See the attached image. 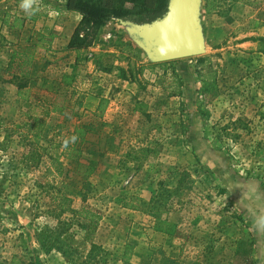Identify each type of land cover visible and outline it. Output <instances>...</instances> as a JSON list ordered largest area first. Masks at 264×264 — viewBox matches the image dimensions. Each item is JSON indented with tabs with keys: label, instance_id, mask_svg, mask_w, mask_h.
<instances>
[{
	"label": "rangeland",
	"instance_id": "obj_1",
	"mask_svg": "<svg viewBox=\"0 0 264 264\" xmlns=\"http://www.w3.org/2000/svg\"><path fill=\"white\" fill-rule=\"evenodd\" d=\"M215 1L209 15L201 3V56L153 63L111 20L78 57L53 41L45 54L36 48L24 101L8 55L33 51L42 33L16 0H0V19L24 20L18 39L0 35V264H68L37 244L58 222L79 260L85 205L102 216L91 241L106 253L90 264H133V224L144 263L155 244L167 264H236L251 242L254 260L264 257V223L249 217L264 211V0ZM77 127L88 132L78 156L93 170L86 181L71 160ZM122 209L137 219L126 223Z\"/></svg>",
	"mask_w": 264,
	"mask_h": 264
},
{
	"label": "trees",
	"instance_id": "obj_2",
	"mask_svg": "<svg viewBox=\"0 0 264 264\" xmlns=\"http://www.w3.org/2000/svg\"><path fill=\"white\" fill-rule=\"evenodd\" d=\"M169 0H66L64 4V10L68 13H76L81 19L73 32L69 44L67 46L68 51H74L77 53V57L80 55V51L95 45L99 42V37L102 33L103 27L111 20H121L129 21L137 25L151 24L159 19H161L167 12ZM215 0H205L204 2V12L206 15L212 13L215 9ZM8 14L0 19L1 29L6 28L7 33L11 35L18 36L22 31L24 20L15 17L10 23L7 20ZM53 35L45 36L43 34H37L36 42L33 45L34 50L28 52L26 49L23 50H11L8 55V61L6 63V73L11 75L10 82L12 81L17 88V96L24 101H28L27 97L24 95L25 89H27L28 81L31 79V68L36 61V48L42 51L43 54L50 51L48 48H42V44L48 46L51 45L53 41ZM264 41V40H262ZM264 54V49L262 50ZM83 61L82 58H77L75 63L78 61ZM39 61H45L44 58H40ZM204 58H198L197 64H203ZM45 63H48L47 61ZM164 65V63H161ZM110 71V70H109ZM183 81L182 85H185L186 75L182 74ZM188 76V75H187ZM200 77V74H198ZM65 86H70L72 79L68 76L62 77ZM188 86V84H187ZM204 91V89H202ZM190 93V91H188ZM217 93L213 94L216 97ZM106 100L101 99L99 101L97 111L103 112L106 105ZM65 107L54 108L52 112L59 115L63 114ZM87 131L81 127H77L74 130L75 142L72 145V149L75 151V155L71 158L72 162H75L76 171L80 173L82 180L86 181L90 178L92 174V168L81 164L78 161L79 148L87 143L85 139ZM195 135V133H194ZM196 135L193 138V142L196 140ZM197 144H194V149ZM143 156L146 154V150H141ZM126 207V206H125ZM81 212L76 213V217L83 219L87 222L86 232L84 238L89 237L87 242L89 250L84 256L77 257V251L71 243H69L65 238V229L60 222L45 234L37 239V244L40 251L44 255H49L55 252L65 258L68 264H90V262H97V260L106 253L104 250L94 244L91 241V237L94 235L102 216L98 214L90 206H82ZM169 230H165L164 234H169ZM251 242L249 249L244 251H236L235 253V263L236 264H264V257L261 260H254L252 254L255 248V244ZM264 254V251L261 252ZM105 256H102L105 257ZM264 256V255H263Z\"/></svg>",
	"mask_w": 264,
	"mask_h": 264
},
{
	"label": "water",
	"instance_id": "obj_3",
	"mask_svg": "<svg viewBox=\"0 0 264 264\" xmlns=\"http://www.w3.org/2000/svg\"><path fill=\"white\" fill-rule=\"evenodd\" d=\"M201 3L202 0H169L165 15L151 24H120L153 63L196 58L203 53Z\"/></svg>",
	"mask_w": 264,
	"mask_h": 264
},
{
	"label": "crops",
	"instance_id": "obj_4",
	"mask_svg": "<svg viewBox=\"0 0 264 264\" xmlns=\"http://www.w3.org/2000/svg\"><path fill=\"white\" fill-rule=\"evenodd\" d=\"M18 3V7L22 12H26L28 16V21H31L35 28L40 31L43 35L49 36L53 35L54 40L51 46L52 50L63 51L67 48L69 44V40L75 31L81 17L76 13H68L64 10V4L66 0H16ZM27 5V7H25ZM27 17V16H26ZM1 28V22H0ZM1 37L7 38V33L5 29L0 30ZM99 104V100L96 101L95 107L97 108ZM111 111V110H110ZM110 117V116H109ZM111 119H114L111 117ZM242 209V207H241ZM132 210V209H131ZM129 210L122 209L125 212V220L126 223H129L127 219L136 220L137 215L135 212ZM256 211V210H255ZM258 212V213H257ZM256 216L255 222L259 221V227L262 223H264V211H256L254 214L250 212V216ZM263 215V216H262ZM137 225L133 224L131 227H128V231H131L132 239L131 245L134 246L136 253L133 257V264L137 261V264H167L169 261L165 259V254L161 250V246H154L155 249L159 251L155 254V257L152 259V262L147 261L146 263L141 262L142 258H140V250L139 248L143 247V243L137 240L136 233ZM162 239V238H159ZM138 256V258L136 257ZM137 258V260H136ZM139 260V261H138Z\"/></svg>",
	"mask_w": 264,
	"mask_h": 264
},
{
	"label": "clouds",
	"instance_id": "obj_5",
	"mask_svg": "<svg viewBox=\"0 0 264 264\" xmlns=\"http://www.w3.org/2000/svg\"><path fill=\"white\" fill-rule=\"evenodd\" d=\"M25 7H27V5H25Z\"/></svg>",
	"mask_w": 264,
	"mask_h": 264
}]
</instances>
